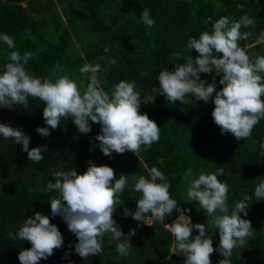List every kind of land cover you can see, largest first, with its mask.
Wrapping results in <instances>:
<instances>
[{"label": "trees", "instance_id": "trees-1", "mask_svg": "<svg viewBox=\"0 0 264 264\" xmlns=\"http://www.w3.org/2000/svg\"><path fill=\"white\" fill-rule=\"evenodd\" d=\"M23 2L25 7L20 6ZM145 8L155 21L152 27L141 20ZM244 14L255 23L242 26L238 43L255 60L264 55V0H0V34L13 37L15 44L8 49L0 41V73L10 62L11 51L32 53L26 71L53 81L64 74L75 76L84 62L99 63L97 78L101 87L111 93L112 86L121 80L135 81L143 100L154 99L141 103V114L146 113L160 127L159 141L147 151L141 146L137 156L132 152L105 156L95 138L101 130L99 123L89 121L91 131L81 134L69 118L56 129L49 128L50 135L42 137L36 129L46 126L45 105L38 98L29 97L27 109L19 104L12 109L0 107V123L21 128L30 137L29 149L46 146L43 159L33 162L22 144L0 136V264H20L19 252L31 244L18 238L10 240L8 233L15 235L35 212L48 215L64 239L63 246L40 264H184V253L177 250L174 237L165 228L179 214L176 210L165 217L164 223L148 213L145 219L150 220L149 225L123 215L125 208L136 210V201L142 195L134 185L141 175L150 178L152 167L164 174L170 183V196L180 208L191 210L185 214L192 222L205 224L214 248L219 245V232L198 202L188 200L187 189L190 180L199 174L215 173L223 167L224 174L218 179L229 186V208H234L245 194L252 197L246 209L248 215L240 216L251 221L253 237L242 248L233 250L231 264H264V200L257 201L254 196L256 186L264 180V119L254 126L248 139L237 141L231 133L222 135L215 124L214 97L205 103L189 96L172 104L160 94L158 81L162 70L172 71L190 55L194 59L198 55L187 47L189 38H199L204 31L211 33L221 16L238 20ZM213 73H202L200 77L212 83L215 76L218 91L223 87L219 83L221 73ZM81 78L85 81L83 91L88 81L85 74ZM90 160L97 166L112 167L116 178L127 176V185L120 194L124 204L114 213L124 234L136 230L130 237L132 247L127 256L116 251V242L107 241L106 233L103 251L82 259L74 250L77 238L63 218L51 217L50 200L57 193L45 189L49 182H55L53 173L74 169L83 174ZM189 168L193 175L185 180ZM192 235H198V231L193 229ZM223 258L215 251L210 256L211 264H219Z\"/></svg>", "mask_w": 264, "mask_h": 264}, {"label": "clouds", "instance_id": "clouds-1", "mask_svg": "<svg viewBox=\"0 0 264 264\" xmlns=\"http://www.w3.org/2000/svg\"><path fill=\"white\" fill-rule=\"evenodd\" d=\"M140 15L144 24L154 26L155 21L148 9H143ZM254 23L247 14L238 20L221 16L212 25L211 33L204 31L199 38H189L187 47L198 53L195 59L190 55L185 63L175 66L172 71L162 70L158 76L160 94L169 103L182 102L186 96L207 103L214 97L212 117L215 124L222 135L231 133L237 141L248 139L254 126L264 119V55L252 60L238 43L242 38V26L247 28ZM0 41L6 43L8 49L15 46L14 38L6 33L0 34ZM31 57L30 52L23 55L18 51L10 52V62L0 73V107L12 109L13 105L19 104L27 109L28 98H38L45 105L43 119L46 126L36 129L42 137L50 135L49 128L56 129L62 120L71 118L81 134L91 131L89 121L100 124V133L95 138L105 156H111L113 152H132L137 156L141 146L147 151L159 141L160 127L146 113L140 112L142 102L154 99L143 100L136 90L135 81L121 80L112 86L113 90L109 93L101 87L97 78L101 65L85 64L79 71L86 75L88 82L81 91V84L68 74L58 76L55 81L30 75L25 64ZM213 70L216 75L221 73L218 76L223 87L218 91L215 76L212 83L200 77L201 73L210 74ZM0 136L22 144V150L27 152L30 161L43 159L46 146L29 149L30 137L21 128L0 123ZM261 148L264 149V144ZM88 164L83 174L74 169L53 173L55 182H49L45 189L57 193L50 200L51 217L63 218L68 230L77 238L74 250L82 259L103 251L102 238L106 233H111L116 251L121 256H127L132 247L130 237L135 235L136 230L132 229L126 235L114 219L117 206L124 204L120 194L127 185V176L121 174L116 178L112 167L97 166L91 160ZM223 174V167H218L215 173H201L198 178L190 180L187 189L188 200L198 202L212 218L211 223L219 232L217 248L213 247L205 224H194L191 216L185 214L191 210L180 208L178 202L171 198L170 183L156 167L151 168L150 178L143 175L138 178L134 190L141 193L142 198L136 201L134 212L125 208L123 215L145 223V217L151 213L154 220L164 223L165 217L176 210L179 214L172 224L166 223L165 227L174 237L177 250L184 253V264H211L210 256L215 251L224 257L219 264H231L233 250L242 248L253 237L251 221L240 216V213L245 217L248 215L246 209L252 197L245 194L230 209L229 186L218 179ZM192 175L189 168L184 179L188 180ZM254 196L257 201L264 200V180L256 186ZM193 229L198 231V235H192ZM8 238L26 240L31 244L30 248L19 252L20 264H40L42 259L52 256L54 250L64 244L58 226L51 223L48 215L40 212L25 219L19 231L15 235L9 232Z\"/></svg>", "mask_w": 264, "mask_h": 264}, {"label": "rangeland", "instance_id": "rangeland-1", "mask_svg": "<svg viewBox=\"0 0 264 264\" xmlns=\"http://www.w3.org/2000/svg\"><path fill=\"white\" fill-rule=\"evenodd\" d=\"M74 47L77 49V52L80 50L78 47V45L75 43L74 44ZM245 48H247V46L245 47ZM84 65L85 64H87V63H83ZM213 73V72H212ZM202 74V73H201ZM214 74V73H213ZM83 76V74H81L80 73V71L78 70V71H75V76H73V77H71V79H73V80H75V81H77L78 83H80L81 84V86L84 84V78H81ZM201 76V75H200ZM213 75H211V77H212ZM206 81V80H205ZM210 81V80H209ZM82 91V90H81ZM188 97L189 96H186L185 98H184V100H187L188 99ZM145 224L147 225H149L150 224V220L149 219H145ZM172 224V223H171ZM166 228V227H165ZM169 232H170V230L168 229V228H166ZM171 233V232H170ZM106 240L107 241H111L113 244L115 243L114 242V240L112 239V236H111V233H107L106 234ZM171 250H173V249H171Z\"/></svg>", "mask_w": 264, "mask_h": 264}, {"label": "crops", "instance_id": "crops-1", "mask_svg": "<svg viewBox=\"0 0 264 264\" xmlns=\"http://www.w3.org/2000/svg\"><path fill=\"white\" fill-rule=\"evenodd\" d=\"M20 6H21V7H25V3H24V2H23V3H20ZM57 8H58V11L60 12L59 7H57ZM27 13H28V12H27ZM172 222H173V221H172ZM170 223H171V222H170ZM170 223H169V224H170Z\"/></svg>", "mask_w": 264, "mask_h": 264}]
</instances>
